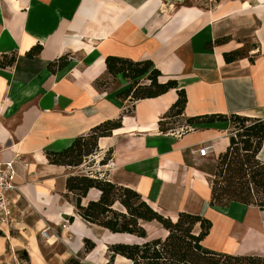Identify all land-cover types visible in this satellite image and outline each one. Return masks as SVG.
Instances as JSON below:
<instances>
[{"label":"crops","instance_id":"1","mask_svg":"<svg viewBox=\"0 0 264 264\" xmlns=\"http://www.w3.org/2000/svg\"><path fill=\"white\" fill-rule=\"evenodd\" d=\"M223 38L229 39L218 44ZM246 39L247 57L227 64L224 54L245 49ZM37 46L41 53L28 57ZM11 55L15 64L0 68V158L14 162L17 190L9 194L13 216L0 236V264H108L111 245L145 242L84 222L66 185L88 168L53 165L46 156L119 118L122 127L99 139L93 169H107L100 162L111 150V182L173 222L180 213L211 222L205 249L264 257V211L239 202L210 206L212 173L202 166L214 168L227 151L230 123L187 125L210 115L264 121V0H210L207 8L182 0H0V58ZM108 56L151 61L159 82L175 80L178 89L133 104L122 100L117 95L130 83L108 74ZM98 79L107 90L95 88ZM177 90L185 92V110L168 118ZM205 147L209 154L201 156ZM258 159L264 162V146ZM99 198L91 189L82 205ZM152 224L159 229L150 238ZM142 226L148 240L168 235L157 222ZM85 240L96 245L89 254ZM113 264L131 262L116 256Z\"/></svg>","mask_w":264,"mask_h":264},{"label":"trees","instance_id":"2","mask_svg":"<svg viewBox=\"0 0 264 264\" xmlns=\"http://www.w3.org/2000/svg\"><path fill=\"white\" fill-rule=\"evenodd\" d=\"M229 38L218 40L224 44ZM42 51L41 46L32 48L27 56L34 58ZM247 57L246 50H236L224 54L227 64ZM67 56L51 63L48 68L63 62ZM252 61V59H251ZM16 56L0 58V68L12 67ZM108 74L117 79L122 77L130 83V87L117 95L132 104L140 100L160 97L170 90L178 89L175 80L160 83L161 72L151 61L134 62L129 59L108 56L106 58ZM60 65V64H59ZM98 90H107L108 82L98 79L94 83ZM179 99L172 106L168 118L183 115L187 103L183 90H177ZM217 122L230 123V146L221 154L210 180L212 187L211 207L239 202L247 206H256L264 211V162L258 155L264 146V121L239 115H210L190 118L187 125H203ZM164 122L160 129L166 132ZM122 127V118L106 121L85 136H79L66 149L59 152L47 151L50 164L67 168L87 167L85 173L71 175L67 179V191L74 196L77 214L84 222L101 227L112 234H125L145 240L142 243H117L111 245L109 263L113 264L116 256H122L131 264H264V257L234 256L216 253L205 249L201 243L209 235L212 224L202 214L192 215L180 213L176 222L165 218L154 211L136 191L119 186L107 178V174L94 170L92 159L98 155V141L111 137L113 132ZM112 159L109 150L102 158L100 165L107 166ZM92 168V169H91ZM100 192L98 201H90L86 206L82 202L89 191ZM258 196V197H256ZM119 204L124 210L117 211L114 206ZM71 221V220H70ZM159 223L167 232L165 239L148 240L146 229L142 223ZM199 231H196V227ZM0 236L3 233L0 231ZM96 245L85 240L84 252L91 253ZM68 264H81L70 260Z\"/></svg>","mask_w":264,"mask_h":264},{"label":"built area","instance_id":"3","mask_svg":"<svg viewBox=\"0 0 264 264\" xmlns=\"http://www.w3.org/2000/svg\"><path fill=\"white\" fill-rule=\"evenodd\" d=\"M201 156L209 154V147H205L199 151ZM115 165L111 161L106 167ZM17 190L16 172L14 162L6 161L0 158V231L3 232L6 227H10L13 209L12 203L9 200V194ZM43 236H47L46 232Z\"/></svg>","mask_w":264,"mask_h":264},{"label":"rangeland","instance_id":"4","mask_svg":"<svg viewBox=\"0 0 264 264\" xmlns=\"http://www.w3.org/2000/svg\"><path fill=\"white\" fill-rule=\"evenodd\" d=\"M216 1H220V0H216ZM182 2H183V5H198V6H201L204 8L209 7V4H210V0H182ZM181 5H182V3H181ZM245 42H250V43H245V49L243 48V50H247L251 46L252 40L246 39ZM92 164H94V162H92L89 165L92 166ZM93 167L94 166H92V168ZM202 167L205 171L210 172L212 174L215 172V167L214 168L209 167V165H207V164L203 165ZM113 168H115V165H112V166L108 167L107 169H102L103 170L102 172H105L108 175L107 176L108 179H110L109 175H110V172L112 171ZM94 170H96V169H94ZM104 170H107V171H104ZM85 172H86V170H84L83 173H85ZM210 179L212 180L213 176H210ZM256 197H258V196H256ZM114 209H116L117 211H123L124 210L119 204H116L114 206ZM146 229L148 231L149 237L151 238V237H154V235L157 233L159 226L157 224L147 225ZM100 232H102V231H100ZM99 235L101 237H103L105 240H110L108 235H106V234L102 235L101 233H99Z\"/></svg>","mask_w":264,"mask_h":264},{"label":"bare ground","instance_id":"5","mask_svg":"<svg viewBox=\"0 0 264 264\" xmlns=\"http://www.w3.org/2000/svg\"><path fill=\"white\" fill-rule=\"evenodd\" d=\"M102 146H103V145H102ZM39 158H40V157H39ZM39 158H38V159H39ZM149 229H150V228H149Z\"/></svg>","mask_w":264,"mask_h":264}]
</instances>
